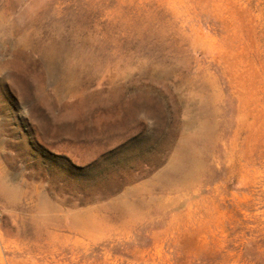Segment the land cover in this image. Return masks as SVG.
<instances>
[{"label":"rangeland","instance_id":"1","mask_svg":"<svg viewBox=\"0 0 264 264\" xmlns=\"http://www.w3.org/2000/svg\"><path fill=\"white\" fill-rule=\"evenodd\" d=\"M0 264H264V0H0Z\"/></svg>","mask_w":264,"mask_h":264},{"label":"bare ground","instance_id":"2","mask_svg":"<svg viewBox=\"0 0 264 264\" xmlns=\"http://www.w3.org/2000/svg\"><path fill=\"white\" fill-rule=\"evenodd\" d=\"M171 172V171H170Z\"/></svg>","mask_w":264,"mask_h":264}]
</instances>
